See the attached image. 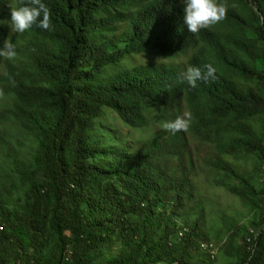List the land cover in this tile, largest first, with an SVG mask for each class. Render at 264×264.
<instances>
[{
	"label": "trees",
	"instance_id": "obj_1",
	"mask_svg": "<svg viewBox=\"0 0 264 264\" xmlns=\"http://www.w3.org/2000/svg\"><path fill=\"white\" fill-rule=\"evenodd\" d=\"M41 2L51 29L17 33L31 0H0L17 53L0 57V264L212 262L198 177L251 214L224 255L264 264V0H219L226 18L196 34L181 0ZM207 64L214 79L183 80ZM105 108L137 129L192 119L116 147L93 132Z\"/></svg>",
	"mask_w": 264,
	"mask_h": 264
},
{
	"label": "rangeland",
	"instance_id": "obj_2",
	"mask_svg": "<svg viewBox=\"0 0 264 264\" xmlns=\"http://www.w3.org/2000/svg\"><path fill=\"white\" fill-rule=\"evenodd\" d=\"M157 112L152 113L151 121L143 129L130 128L124 124L112 110L105 108L100 119L95 123L94 134L103 135L105 144L109 146H134L141 139L150 136L153 130L163 127V120L154 118ZM264 166V165H263ZM264 169V167H263ZM195 193H199L206 204V217L203 231L207 234L212 248L209 249L213 256L212 262L205 264H232L234 258H229L221 251L225 234L231 223L245 224L250 219L251 214L228 192L221 188L208 186L204 179L198 177L195 184ZM117 247L111 249L112 253ZM106 252L105 257H108Z\"/></svg>",
	"mask_w": 264,
	"mask_h": 264
},
{
	"label": "clouds",
	"instance_id": "obj_3",
	"mask_svg": "<svg viewBox=\"0 0 264 264\" xmlns=\"http://www.w3.org/2000/svg\"><path fill=\"white\" fill-rule=\"evenodd\" d=\"M183 4V19L190 33L196 34L202 29H208L222 22L227 15V6L220 3L219 0H181ZM33 6L13 7L10 10L9 23L13 31L24 33L29 31L34 25L44 30L51 29V14L49 9L41 0H31ZM42 17V19H40ZM17 55L15 45L6 40L3 47L0 48V57L13 59ZM206 71L199 67L189 66L185 72L181 73L184 81L191 87H196L197 81H208L209 78H215L216 69L207 64L204 66ZM2 95V92H0ZM191 113L185 111L174 120L163 123V128L175 134L179 131H187Z\"/></svg>",
	"mask_w": 264,
	"mask_h": 264
}]
</instances>
